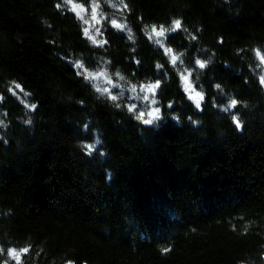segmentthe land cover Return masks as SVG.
I'll use <instances>...</instances> for the list:
<instances>
[{"label":"trees","instance_id":"16d2710c","mask_svg":"<svg viewBox=\"0 0 264 264\" xmlns=\"http://www.w3.org/2000/svg\"><path fill=\"white\" fill-rule=\"evenodd\" d=\"M74 1L98 43L65 0H0V264H264V0ZM83 70L158 81L159 116Z\"/></svg>","mask_w":264,"mask_h":264},{"label":"rangeland","instance_id":"374dc122","mask_svg":"<svg viewBox=\"0 0 264 264\" xmlns=\"http://www.w3.org/2000/svg\"><path fill=\"white\" fill-rule=\"evenodd\" d=\"M68 4L70 8L77 14V16L81 18V20L83 21L85 29L88 30V35L86 36L90 38L92 41H93L92 38L94 37L96 41L95 43H98L99 38L103 31V26H104L103 23L106 19V17L100 12L99 6L97 4H91L90 6L87 7L80 3L75 2L74 0H71V2ZM93 16H95V19H93ZM85 21H87V23H85ZM113 21H115V23L118 25H122V27L118 29L124 28L123 22L112 20V22ZM112 22L111 24L113 25ZM153 35L159 41H162L163 38L165 37V35L158 37L154 33ZM168 53L171 56L172 60H173V57L175 56L177 58L176 62L178 61V57L173 52L168 51ZM83 72L90 80L94 82L97 88L101 89L103 92H105L108 95H109V92H112L114 89L116 88L120 89L119 94L116 96L117 100H122V98L124 97L130 100L129 101L131 103L130 106L132 107L134 105L135 111H137L138 114L141 112L144 113V117H146L145 119L152 120L156 118L148 114L153 112L155 109H157L156 103H152V101L155 100L157 88L155 89L154 93L148 92L146 89L142 90L144 86L152 85V84H146V85H141V86H136V87L133 86L129 88L128 91H126L125 89H121L119 88L118 85L114 84L111 81V79L107 76V73L105 71L89 72V71L83 70ZM88 73L94 74L95 78L93 79L89 77ZM185 76H187V80L184 79ZM263 77H264V63H263ZM182 84H183V87L188 97L196 104L195 100L192 99L191 97L195 96L196 93H200L201 95L202 93L198 91L196 87L194 86L189 73L183 76ZM110 95L113 96L112 94ZM145 97H147V99H145ZM196 99H199V97H196ZM202 101L203 99L200 100V106L202 104ZM139 103H141V105Z\"/></svg>","mask_w":264,"mask_h":264},{"label":"snow or ice","instance_id":"6c2138e0","mask_svg":"<svg viewBox=\"0 0 264 264\" xmlns=\"http://www.w3.org/2000/svg\"><path fill=\"white\" fill-rule=\"evenodd\" d=\"M65 2L66 3H70L71 0H65ZM57 7H59V5H57ZM125 7H127V6L125 5ZM93 19H95V16H93ZM85 23H87V21H85ZM112 23L117 28H121L122 27V25L116 24L115 21H113ZM180 27H181V21L180 20H174V21H172V25L170 26L169 30L170 31H175L176 29H179ZM152 31H153V33L156 36L160 37V36H164L165 32L168 31V30L164 29L163 26H161L160 30L157 31L155 26H153ZM84 35H88V30L87 29L84 30ZM92 39H93V42L95 43L96 42L95 38L93 37ZM168 51H171V49H168ZM255 53H256V56L260 59L261 63H264V55H261L260 50L259 49L255 50ZM176 59L177 58L174 56L172 62L175 63ZM197 63H199L200 67H204L205 66L203 62L197 61ZM76 67L77 68H82L83 65L82 64H77ZM88 76L93 78V79L95 78V75L92 74V73H88ZM184 79L187 80V76H185ZM261 83H264V77H261ZM16 87L19 88L20 85L17 84ZM157 87H159V82L158 81L155 84L144 86L142 88V90L146 89L148 92H153L154 93V91H155V89ZM219 87L220 86L217 85V88H219ZM97 91H100V89L98 88ZM196 97H199V99H196ZM191 98L195 100L196 106L199 107L200 106V100L203 99V96L200 93H196L195 96H193ZM111 99L112 100H116L117 97L116 96H111ZM145 99H147V97H145ZM152 103H156V101L153 100ZM236 104H237V101L235 99H232L231 102H230L229 107H234ZM34 107L35 106L33 105V108ZM117 107H119V105H117ZM169 107H171V105H169ZM225 110L227 111L228 109H225ZM129 111H135V106L133 105L132 107H130ZM159 111L160 110L157 108L153 112L149 113L148 115L153 116V117H158ZM143 117H144V113L141 112V113H139V115H137L136 118L143 120L144 124H151L152 123L151 120L143 119ZM233 119H234V122L236 123L237 127H239L240 126L239 121L236 120L235 117ZM0 124H2V121H0ZM85 147L91 149L92 146L91 145H86ZM164 251H168V249H164ZM0 252H3V249H0ZM26 252H28V248H22L19 253L16 251V249H8V255H10L13 258H15L17 260V264H19L20 254L21 253H26ZM68 264H72V262L69 261Z\"/></svg>","mask_w":264,"mask_h":264}]
</instances>
